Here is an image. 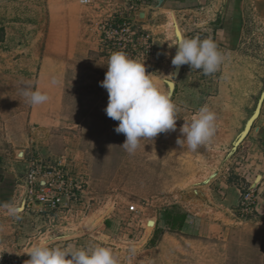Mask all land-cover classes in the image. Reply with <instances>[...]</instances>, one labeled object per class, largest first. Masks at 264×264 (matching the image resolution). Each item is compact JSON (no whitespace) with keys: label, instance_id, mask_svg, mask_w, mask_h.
<instances>
[{"label":"rangeland","instance_id":"374dc122","mask_svg":"<svg viewBox=\"0 0 264 264\" xmlns=\"http://www.w3.org/2000/svg\"><path fill=\"white\" fill-rule=\"evenodd\" d=\"M108 1L0 0V155L11 159L28 144L31 155L53 168L61 160L84 185L61 207L38 212V203L34 208L29 204L32 196L25 179V202L38 213L30 216L40 218L41 227L29 231V223L19 219L26 224L17 230L25 238H35L31 247L107 246L119 264H264V221L256 209L259 170L252 149L255 126L264 111V1L238 0L239 19L228 15L231 0L190 7L147 0L133 9L130 1L118 0L120 9L106 11ZM121 18L149 36L151 53L139 59L178 107L176 130L142 140L133 154L122 147L126 136L115 131L119 121L107 116L109 93L101 86L112 51L104 46L98 24ZM226 24L237 32L236 40L231 36L222 46L216 33ZM197 36L211 38L224 54L214 74L204 75L187 64L178 69L172 65L178 40ZM140 48L137 45L135 53ZM49 61L63 74L62 111L56 114L58 125L39 129L29 124L31 104L21 89H37L43 63ZM205 104L216 114V131L192 151L186 143H177L184 138L180 129ZM35 132L51 136L55 146L62 141L69 149L73 144L81 147L84 159L76 163L74 155H56L54 150L44 157L31 144ZM16 158L25 161L22 155ZM30 158L26 168L19 164L17 169L25 178ZM6 170L1 171L0 188L8 189L13 177ZM225 187H234L239 195L238 204L228 211L221 207ZM249 200L253 208L247 211ZM131 205L136 212L129 211ZM172 207L189 216L184 232L161 228L164 210ZM9 216L0 209V218ZM221 217L232 222L218 237L209 226L220 223ZM2 227L5 237L15 233L9 221H0ZM156 230L161 233L154 237ZM0 255L19 264L25 261L1 251Z\"/></svg>","mask_w":264,"mask_h":264},{"label":"clouds","instance_id":"9594fccd","mask_svg":"<svg viewBox=\"0 0 264 264\" xmlns=\"http://www.w3.org/2000/svg\"><path fill=\"white\" fill-rule=\"evenodd\" d=\"M176 45L172 65L177 69L187 64L192 70H202L204 75H211L218 71L224 60V54L211 38H181ZM107 66L105 78L101 81V86L109 93L105 111L108 117L119 121L115 131L126 136L122 147L127 152L135 153L142 140H151L161 133L176 130L178 107L171 92L161 90L152 73L147 72L144 60L131 58L124 51H115L110 55ZM21 92L34 106L49 99L46 92L38 88L33 90L31 86L23 87ZM215 121L216 114L209 106H201L191 121H186L181 127L184 138H178L177 143L182 146L186 143L196 151L214 136ZM27 253L30 259L24 264H119L113 250L100 244L86 248L71 244H36Z\"/></svg>","mask_w":264,"mask_h":264},{"label":"crops","instance_id":"0c3cea01","mask_svg":"<svg viewBox=\"0 0 264 264\" xmlns=\"http://www.w3.org/2000/svg\"><path fill=\"white\" fill-rule=\"evenodd\" d=\"M108 1V0H107ZM210 0H164L161 4L164 6H175V7H190L195 6L198 4H202L204 2H209ZM226 1V0H225ZM230 1V0H227ZM264 1V0H261ZM108 5H105L103 8L106 9V11H115V9H120L119 5H117L119 2L118 0H109ZM156 3H158V0H156ZM228 3V2H227ZM239 4L240 2L238 0H231L228 10V15L232 17V19H239L241 13H239ZM217 38L218 42L222 44V46H227V44L231 41V36H235L234 39L236 40V31L233 33L231 26L226 24V26L218 27L217 28ZM235 34V35H234ZM239 34V33H238ZM241 34V40L243 37V30L240 31ZM257 65L259 63V60L256 61ZM62 65V64H61ZM57 69V63L54 62H44L43 63V70L40 75L37 88L41 90L42 92H46L49 96V99L47 102L40 104V105H32L31 109L29 111V124L33 126H37L36 128H51L55 127L59 124L58 117L56 116L57 113H61V109L59 108L60 99L63 98L64 95V83H63V74H61V70H55ZM53 80L56 82L53 83ZM60 100V101H59ZM261 119L256 123L255 130L253 133V146L252 149L255 150L254 156L257 159V178L258 184H257V190H258V199H257V213L259 214V218H261L262 221H264V158L262 159V155L264 156V111H262ZM32 130V129H31ZM36 134H33L32 137H30V140L32 141V145L36 147L37 153L43 155L44 157H47L48 151L59 152L56 155H61L63 153L65 154H71L74 155V161L78 163L80 159H84V153L81 147H75L74 144L72 147L74 148H68V144L66 142L60 141L58 145H54L52 137L49 135L45 136V132H35ZM38 144V146L36 144ZM70 145V144H69ZM32 146V147H33ZM67 149V150H65ZM65 151V152H64ZM34 152V150H33ZM22 155L23 159L25 158V161L22 163L18 160V156ZM32 155H34L32 153ZM54 155V154H53ZM31 157V152L28 150V144L20 151H17V154H14L11 159H5L4 156L0 155V175L1 171H5L9 175H12L13 177V185L11 188H0V209H6L8 211V214L10 215L9 218L1 217L0 221L10 222L12 225V230L14 228L15 233H12L11 237H5V228L2 227V230L0 229V251L3 253L10 254L14 257H18L20 260H28L30 259V256L27 252L31 251V243H33L32 238H25L22 236L21 232H19L20 224L19 219L22 220V222H28L27 226L29 231L31 228L35 227H41L40 221L38 219H35L34 217L30 216L31 214H34L33 216H37L34 209H31L29 205L25 202V193H26V186H25V177H24V171L22 174H19L18 170L20 168L19 164L24 165L23 167L26 168L27 160ZM49 157V156H48ZM81 160V161H82ZM9 163L10 166H7ZM6 167V168H5ZM18 169V170H17ZM222 191V190H221ZM223 202H222V208L226 211L230 209V207H235L238 204L239 195L238 190L234 187H225L223 188ZM36 207V206H34ZM33 207V208H34ZM27 209V210H26ZM44 214V213H43ZM26 216V217H22ZM223 216V215H222ZM189 217V216H188ZM46 218V217H45ZM48 218V217H47ZM46 218V219H47ZM223 219V220H222ZM222 218L221 222L215 224H210L209 230L211 231L212 228L214 231H218V237L219 235L225 234L228 228H230L228 225V222H232L230 218ZM229 219V220H228ZM19 220V221H18ZM227 221V222H225ZM44 223V221H41ZM39 223V225H38ZM49 222L45 225H48ZM163 227H161L164 230H168L167 227L164 224V221H162ZM186 221L181 229L180 232H184L190 224H187ZM26 224V223H25ZM23 224V225H25ZM51 225V223H49ZM208 224V223H207ZM14 225V227H13ZM4 226V224H3ZM27 229V230H28ZM33 230V229H32ZM166 233V232H164ZM216 233V232H215ZM35 232H28L26 235H34ZM208 236H211V232H209ZM215 236V235H214ZM222 236V235H221ZM9 242L13 244L10 246ZM16 243H21V248L14 247Z\"/></svg>","mask_w":264,"mask_h":264},{"label":"built area","instance_id":"2783aa9c","mask_svg":"<svg viewBox=\"0 0 264 264\" xmlns=\"http://www.w3.org/2000/svg\"><path fill=\"white\" fill-rule=\"evenodd\" d=\"M131 2L130 9L137 4L146 3L147 0H128ZM83 3L89 0H82ZM103 23V24H102ZM100 29L103 38V44L110 51H124L131 58H143L148 56L150 51L149 36L144 30H139L131 20L121 18L120 22L103 21L100 22ZM137 45L141 46L139 53L136 52ZM144 50V51H143ZM29 162L30 169L26 175L27 188L32 198L29 201L30 206L39 204L38 212L54 210L61 207L65 200L74 197L84 187L77 178L73 176L72 171L64 169L61 160L56 163V167H50L47 163H42L37 157L31 155ZM75 174V173H74ZM78 175V174H75ZM247 211L253 208V202L246 201ZM130 212H136V207H128ZM0 264H19L11 257H2L0 255Z\"/></svg>","mask_w":264,"mask_h":264},{"label":"trees","instance_id":"16d2710c","mask_svg":"<svg viewBox=\"0 0 264 264\" xmlns=\"http://www.w3.org/2000/svg\"><path fill=\"white\" fill-rule=\"evenodd\" d=\"M188 215L182 212L177 207H172L164 210L163 221L167 229L171 232L181 231L184 223L186 222ZM161 233V230H156L154 237ZM154 241L151 243L153 244Z\"/></svg>","mask_w":264,"mask_h":264},{"label":"water","instance_id":"95a60500","mask_svg":"<svg viewBox=\"0 0 264 264\" xmlns=\"http://www.w3.org/2000/svg\"><path fill=\"white\" fill-rule=\"evenodd\" d=\"M164 0H158V3L160 4L161 2H163Z\"/></svg>","mask_w":264,"mask_h":264},{"label":"bare ground","instance_id":"6f19581e","mask_svg":"<svg viewBox=\"0 0 264 264\" xmlns=\"http://www.w3.org/2000/svg\"><path fill=\"white\" fill-rule=\"evenodd\" d=\"M170 20H171V19H170ZM174 26L176 27V24H174ZM176 29H177V28H176ZM172 30H174V29H172ZM172 30H171V31H172ZM175 70H176V69H175ZM175 73H176V71H175Z\"/></svg>","mask_w":264,"mask_h":264}]
</instances>
